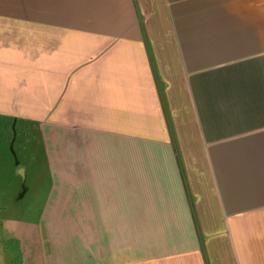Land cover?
Listing matches in <instances>:
<instances>
[{"label":"crops","instance_id":"obj_1","mask_svg":"<svg viewBox=\"0 0 264 264\" xmlns=\"http://www.w3.org/2000/svg\"><path fill=\"white\" fill-rule=\"evenodd\" d=\"M11 112L51 162L0 264H264V0H0Z\"/></svg>","mask_w":264,"mask_h":264},{"label":"rangeland","instance_id":"obj_2","mask_svg":"<svg viewBox=\"0 0 264 264\" xmlns=\"http://www.w3.org/2000/svg\"><path fill=\"white\" fill-rule=\"evenodd\" d=\"M18 117L21 116L11 112L0 119V200L5 206L9 202L10 213H18L21 210L17 207L27 206L36 213L34 209L40 208L49 182L48 130L33 117H21L36 121L25 123L24 129L19 127L27 134L23 138L22 133L12 131L9 126ZM45 119L48 120V116ZM19 169H24V173ZM3 202L0 201V207Z\"/></svg>","mask_w":264,"mask_h":264},{"label":"trees","instance_id":"obj_3","mask_svg":"<svg viewBox=\"0 0 264 264\" xmlns=\"http://www.w3.org/2000/svg\"><path fill=\"white\" fill-rule=\"evenodd\" d=\"M162 103L164 104L163 98H162ZM164 106H165V104H164ZM7 119H10V118L8 117ZM27 122L36 123V121H34V120H29V119H25V118L18 117L15 120L11 121V123L9 124V126L11 127L12 131H14V132H20V133L23 134L22 137L23 138H26V136H27L26 132H22L20 130V128L22 127L24 129V124L27 123Z\"/></svg>","mask_w":264,"mask_h":264},{"label":"bare ground","instance_id":"obj_4","mask_svg":"<svg viewBox=\"0 0 264 264\" xmlns=\"http://www.w3.org/2000/svg\"><path fill=\"white\" fill-rule=\"evenodd\" d=\"M22 172H23V169L22 170H20V173L22 174Z\"/></svg>","mask_w":264,"mask_h":264},{"label":"water","instance_id":"obj_5","mask_svg":"<svg viewBox=\"0 0 264 264\" xmlns=\"http://www.w3.org/2000/svg\"><path fill=\"white\" fill-rule=\"evenodd\" d=\"M20 170H22V169H19V172H20Z\"/></svg>","mask_w":264,"mask_h":264}]
</instances>
